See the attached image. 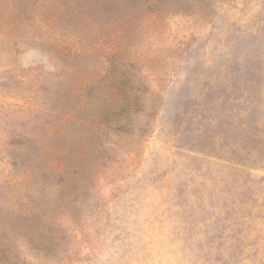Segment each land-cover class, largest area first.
<instances>
[{
    "label": "rangeland",
    "instance_id": "374dc122",
    "mask_svg": "<svg viewBox=\"0 0 264 264\" xmlns=\"http://www.w3.org/2000/svg\"><path fill=\"white\" fill-rule=\"evenodd\" d=\"M0 264H264V0H0Z\"/></svg>",
    "mask_w": 264,
    "mask_h": 264
}]
</instances>
